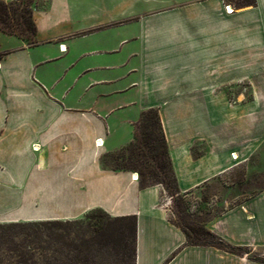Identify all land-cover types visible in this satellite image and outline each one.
Returning a JSON list of instances; mask_svg holds the SVG:
<instances>
[{
    "label": "crops",
    "instance_id": "1",
    "mask_svg": "<svg viewBox=\"0 0 264 264\" xmlns=\"http://www.w3.org/2000/svg\"><path fill=\"white\" fill-rule=\"evenodd\" d=\"M112 1L33 7L35 44L0 31V151L9 152L0 222L101 210L136 219L134 264H260L188 246L164 187L142 188L133 171L105 169L102 159L128 147L142 115L157 111L179 197L227 244L264 249V169L255 158L264 146L256 90L264 0ZM61 8L73 20L57 23Z\"/></svg>",
    "mask_w": 264,
    "mask_h": 264
},
{
    "label": "rangeland",
    "instance_id": "2",
    "mask_svg": "<svg viewBox=\"0 0 264 264\" xmlns=\"http://www.w3.org/2000/svg\"><path fill=\"white\" fill-rule=\"evenodd\" d=\"M33 1V7L38 8L47 6L49 2ZM227 1L240 7L253 0ZM107 4L110 5V1ZM110 7H115V3ZM54 20L63 24L73 19L61 8L55 11ZM257 78V96L264 99V71H258ZM259 105L264 107V101ZM135 138L128 147L108 153L102 159V166L115 171L128 167L145 185L155 184L161 179L155 174L160 173L165 147L163 133L154 114L142 115ZM8 156V151H0V162H7ZM255 158L256 162H263L261 169H264V146L258 147ZM195 210L196 207L182 197L173 198L171 219L184 230L204 225ZM235 252L239 256L264 260V249L244 248L235 249ZM0 264H134V225L129 218L114 219L101 210L90 211L77 220L1 221Z\"/></svg>",
    "mask_w": 264,
    "mask_h": 264
},
{
    "label": "trees",
    "instance_id": "3",
    "mask_svg": "<svg viewBox=\"0 0 264 264\" xmlns=\"http://www.w3.org/2000/svg\"><path fill=\"white\" fill-rule=\"evenodd\" d=\"M19 1L20 2L14 0L13 2L6 3L0 0V31L6 34L16 35L30 44H35L36 35H37V25L33 15L34 1L33 0H19ZM146 113L154 114L157 124L160 126L161 129L158 112L155 110H150ZM146 113H144V115ZM163 140L165 147V151L163 152L164 161L161 162V164L159 165L160 173L155 174L156 178L159 179L161 178V179L155 184H160L163 187L166 184L167 187L166 188L164 187L166 193H168V195H170L171 197L176 198L179 197L180 191L169 158L164 134H163ZM123 169L131 171V169L128 167H124ZM140 184L142 188L147 186L143 181H140ZM129 219L132 220L133 222L134 235H135L136 219L135 218H129ZM182 231L186 236L188 246L215 247L224 250L228 253L237 254V255L240 254L236 253L235 249L238 250L244 249L242 247H234L227 244L221 237H219L218 235L207 229L202 224L190 226L185 230L182 229ZM250 260L264 264V260L252 259V258H250Z\"/></svg>",
    "mask_w": 264,
    "mask_h": 264
},
{
    "label": "built area",
    "instance_id": "4",
    "mask_svg": "<svg viewBox=\"0 0 264 264\" xmlns=\"http://www.w3.org/2000/svg\"><path fill=\"white\" fill-rule=\"evenodd\" d=\"M1 1H4V2L9 3V2H13L14 0H1ZM227 12L230 13V12L228 11V8H227ZM60 50H61L62 52H65V51H66L65 46L62 45V46L60 47ZM98 145L104 146V140L99 139V140H98ZM134 176H135V177H134L135 180H139V175H138L137 173H135ZM172 204H173V197L169 196V195L166 193V195L164 196V203H163V205H164L166 208H170V207H172Z\"/></svg>",
    "mask_w": 264,
    "mask_h": 264
},
{
    "label": "bare ground",
    "instance_id": "5",
    "mask_svg": "<svg viewBox=\"0 0 264 264\" xmlns=\"http://www.w3.org/2000/svg\"><path fill=\"white\" fill-rule=\"evenodd\" d=\"M228 11H229L230 13H232V12H233V9H232L231 7H228Z\"/></svg>",
    "mask_w": 264,
    "mask_h": 264
}]
</instances>
